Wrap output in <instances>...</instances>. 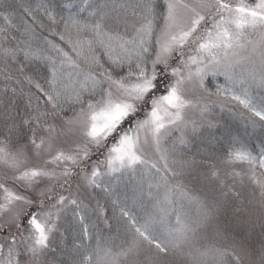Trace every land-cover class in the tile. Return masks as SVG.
Listing matches in <instances>:
<instances>
[{"label":"snow or ice","instance_id":"6c2138e0","mask_svg":"<svg viewBox=\"0 0 264 264\" xmlns=\"http://www.w3.org/2000/svg\"><path fill=\"white\" fill-rule=\"evenodd\" d=\"M253 86L264 0H0V264H264V140L197 131Z\"/></svg>","mask_w":264,"mask_h":264},{"label":"rangeland","instance_id":"374dc122","mask_svg":"<svg viewBox=\"0 0 264 264\" xmlns=\"http://www.w3.org/2000/svg\"><path fill=\"white\" fill-rule=\"evenodd\" d=\"M220 82H223V77L220 78ZM237 87L239 88V85H237ZM250 91L257 103L260 102L261 97H264V89L257 86H253ZM187 115L193 121L199 122L201 120V115L195 108L190 109ZM206 120L212 121L211 127H209L206 122L202 125L199 123L197 124V131L203 130L204 136L206 137L211 136L221 139L225 143H227V140L230 137H239L244 143L257 148H259L260 142L264 140V129H261L258 126L253 128L248 122L247 114L242 113V110L235 105H227L223 109L219 106L214 107L211 109L210 114L206 117ZM179 135L180 133L177 132L176 136ZM240 170L241 169L238 167L237 171ZM0 175H3V169H0ZM237 187L240 188V185L237 184ZM113 189V198L119 197L120 199H123L126 194L130 195V187L126 188L123 183L119 185L114 184ZM251 190L252 186L247 183V180H245V187L242 191L247 194ZM84 203H91L93 207L95 206V200L89 201V199H85ZM88 218L89 221L95 222V217L92 215L90 210L88 211ZM79 228L80 225L78 220L71 215V211L69 210L68 215L62 221L61 231L68 229L65 235L71 236L78 232ZM114 233L115 229H113V234ZM109 243L110 246H113V250H118L117 246L120 245L121 240L119 238H115L114 236Z\"/></svg>","mask_w":264,"mask_h":264},{"label":"trees","instance_id":"16d2710c","mask_svg":"<svg viewBox=\"0 0 264 264\" xmlns=\"http://www.w3.org/2000/svg\"><path fill=\"white\" fill-rule=\"evenodd\" d=\"M56 2L58 3V2H59V0H56Z\"/></svg>","mask_w":264,"mask_h":264}]
</instances>
